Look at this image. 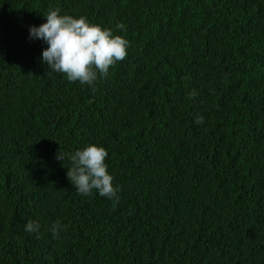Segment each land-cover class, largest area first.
Instances as JSON below:
<instances>
[{"label": "trees", "instance_id": "obj_1", "mask_svg": "<svg viewBox=\"0 0 264 264\" xmlns=\"http://www.w3.org/2000/svg\"><path fill=\"white\" fill-rule=\"evenodd\" d=\"M49 7L126 59L93 85L48 72ZM88 144L118 200L68 180ZM0 264H264V0H0Z\"/></svg>", "mask_w": 264, "mask_h": 264}, {"label": "clouds", "instance_id": "obj_2", "mask_svg": "<svg viewBox=\"0 0 264 264\" xmlns=\"http://www.w3.org/2000/svg\"><path fill=\"white\" fill-rule=\"evenodd\" d=\"M43 16L46 22L31 26L29 35L48 45L42 51V62L48 66V72L61 73L69 82L93 85L98 76L106 78L110 68L126 59L129 42L121 35H114L113 30L89 22L85 16L61 15L58 8L49 7ZM196 122L202 123L203 118L198 117ZM107 157V150L97 144H88L70 155L66 175L78 194L89 196L95 190L101 197L119 199L118 188L108 172ZM56 158L64 159L59 150ZM64 227L59 221L53 223L50 227L53 238ZM40 228L37 221L29 220L25 224L29 234L39 233Z\"/></svg>", "mask_w": 264, "mask_h": 264}]
</instances>
